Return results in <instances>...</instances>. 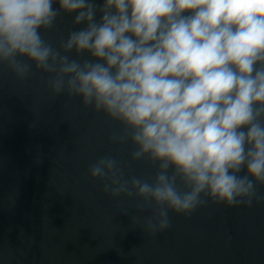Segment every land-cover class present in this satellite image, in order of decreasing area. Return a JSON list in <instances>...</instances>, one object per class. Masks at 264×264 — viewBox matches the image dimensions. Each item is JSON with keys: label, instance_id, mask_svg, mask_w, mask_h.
Wrapping results in <instances>:
<instances>
[{"label": "clouds", "instance_id": "clouds-1", "mask_svg": "<svg viewBox=\"0 0 264 264\" xmlns=\"http://www.w3.org/2000/svg\"><path fill=\"white\" fill-rule=\"evenodd\" d=\"M72 13L86 26L54 47L41 30ZM0 65L21 80L34 65L53 96L118 122L111 142L156 166L151 182L124 179L111 156L88 169L105 194L142 201L133 225L154 235L170 213L264 198V0H0Z\"/></svg>", "mask_w": 264, "mask_h": 264}, {"label": "water", "instance_id": "water-1", "mask_svg": "<svg viewBox=\"0 0 264 264\" xmlns=\"http://www.w3.org/2000/svg\"><path fill=\"white\" fill-rule=\"evenodd\" d=\"M74 16L62 14L42 35L58 48L86 26ZM48 79L34 65L23 80L0 65V264H264V198L233 207L209 200L190 217L170 213L171 227L154 235L133 225L142 201L105 194L88 169L111 156L124 179L151 182L156 166L133 161L130 142L110 140L122 131L118 122L81 98L53 96ZM257 194L264 197V185Z\"/></svg>", "mask_w": 264, "mask_h": 264}]
</instances>
